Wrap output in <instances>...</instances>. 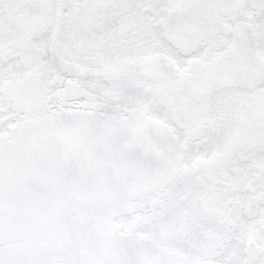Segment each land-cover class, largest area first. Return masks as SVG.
Returning <instances> with one entry per match:
<instances>
[{
	"label": "snow or ice",
	"instance_id": "1",
	"mask_svg": "<svg viewBox=\"0 0 264 264\" xmlns=\"http://www.w3.org/2000/svg\"><path fill=\"white\" fill-rule=\"evenodd\" d=\"M0 264H264V0H0Z\"/></svg>",
	"mask_w": 264,
	"mask_h": 264
}]
</instances>
